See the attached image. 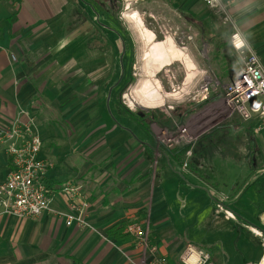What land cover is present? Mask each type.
Listing matches in <instances>:
<instances>
[{
    "label": "crops",
    "instance_id": "crops-1",
    "mask_svg": "<svg viewBox=\"0 0 264 264\" xmlns=\"http://www.w3.org/2000/svg\"><path fill=\"white\" fill-rule=\"evenodd\" d=\"M174 4L199 30L204 43L228 30L214 27L200 0H174ZM90 7L91 0H0V128L21 111L35 120L42 140L39 157L51 165L45 182L54 192L53 212L37 218L9 217L0 208V264H147L149 257L130 236L122 239L109 233L115 229L124 235L131 222L148 230L150 246L170 264H179L187 244L203 249L214 264H257L263 248L252 229L264 236V168L254 171L246 165L247 171L236 177L235 166L210 160L214 156L200 160L196 145L189 143L179 151L185 158L179 171L161 156L166 162L158 179L156 169L150 174L147 160L157 156V150L143 140L142 128L129 127L135 130L129 133L109 116L89 132L77 128L74 111L82 107L79 94L89 96L91 83L88 75L74 67L72 43L109 34L100 16L89 13ZM229 16L232 32L246 34L247 46L264 67V0H230ZM182 51L189 60L187 54L193 56L190 47ZM219 70L217 87L225 86L238 72L226 64ZM196 78L184 79V92L197 87ZM103 88L88 110L102 103ZM254 124L243 129L258 136L264 147V129L256 131ZM192 130L200 140L212 132H198L197 123ZM11 169L6 148L0 144V184ZM65 183L80 187L77 199L87 205L91 229L67 227L54 213L68 208L59 194ZM216 203L234 219L217 213Z\"/></svg>",
    "mask_w": 264,
    "mask_h": 264
},
{
    "label": "rangeland",
    "instance_id": "rangeland-1",
    "mask_svg": "<svg viewBox=\"0 0 264 264\" xmlns=\"http://www.w3.org/2000/svg\"><path fill=\"white\" fill-rule=\"evenodd\" d=\"M117 1L119 2V7L114 19L106 16L98 8L96 5L99 4L97 0H91V3L104 24L116 28L123 36H131V39L127 37L129 46L124 59V78L127 75L129 78H133V81L125 85L121 93V96L126 95L133 100L130 101L131 108H129L131 110L122 105V97L117 99L114 98L113 94L108 108H105L103 104L109 85L113 84L119 76V70H113L107 85L103 88V93L101 92L102 103L99 106L88 110L87 108L94 102L93 97L90 95L86 96V94L80 96L79 94L82 107L76 108V111H74V115H76L74 123L77 125V128L83 129L85 127L86 132H89L92 130L91 128L98 126L100 119L104 120L109 116L119 122L118 126L120 129L123 128V130L132 133L135 130L129 127L140 129V126L137 125L136 120L131 117L129 112L142 114L144 121L142 123H146L149 129V131H144L143 140L149 146L155 148L157 151L154 153L158 154L157 156L154 154L155 159L153 158L152 160H149L147 157L149 161L148 165L149 167L151 166L149 172L152 175L154 169H156L158 171L156 174L158 179L162 177L163 173L161 171L163 167L161 166L165 165L166 162L161 156L164 154L167 161L173 164V168L179 171L180 166L185 161L184 155L182 156L179 151L185 145L190 144L196 145V158L200 156V160H204L208 156H214L210 160H217L227 166H235L236 169L233 171L236 177L247 171L246 165L252 167L254 171L264 168V147L258 141V136L249 135L243 129L245 126L248 127L249 124H243L238 116L226 106L223 98L224 86L222 87L221 84L219 87L214 86V83L219 80V68H222L224 64L230 67L234 66L238 69V72L243 65L241 55L236 53L230 44L232 33L230 25L223 24L221 19L205 6L212 17L214 27L217 30L219 27H226L228 30L218 32L215 36H212L213 39H210V42L204 43L199 40V38L201 39L199 37V30L190 25L178 13L174 0H169L168 2L166 0ZM88 11L95 17L91 7ZM85 12L87 11L85 10ZM134 13L140 16L141 23L144 25H142L143 28L154 33L156 42H162L166 38H171L176 47L181 50L185 47H190L191 50H194V58L190 54H187L192 61L193 69L189 70L183 62H175L170 66L162 68L154 76L155 78H150L151 82L157 81L160 86V94L164 96L165 104L161 107L147 108L138 103V96L135 94L138 91L137 87L139 84L149 80L146 63L150 60L148 58L150 49L147 46L150 43L146 44L141 38V30L136 28L135 24L127 18ZM90 33H93V29ZM106 36H109V34H106ZM124 38L126 39V37ZM180 43H183L184 46ZM194 43H197L196 49ZM246 43L250 46L247 41ZM151 46L150 44V48ZM193 77H197L196 79L199 81L197 87L190 88L184 92L182 88L184 79L190 80ZM221 82L224 83L225 80ZM198 86H201V88ZM195 123H197L198 132L203 130H210L212 132L200 140L199 135L195 136L192 130ZM107 129H109V126H107ZM135 140L137 143L141 142L139 141L140 139L136 138ZM108 143L115 144L113 142ZM120 144H124V142ZM200 150H202L203 154L199 153ZM166 168L165 166L164 169ZM229 171L231 172V170ZM253 174L255 175L254 172ZM244 176L245 174H243L242 178ZM255 176L260 177L262 174Z\"/></svg>",
    "mask_w": 264,
    "mask_h": 264
},
{
    "label": "built area",
    "instance_id": "built-area-1",
    "mask_svg": "<svg viewBox=\"0 0 264 264\" xmlns=\"http://www.w3.org/2000/svg\"><path fill=\"white\" fill-rule=\"evenodd\" d=\"M223 24H232L229 16L230 0H201ZM237 32V31H235ZM231 47L241 55L243 65L224 86L223 98L226 106L236 114L243 124L255 123L256 131L264 129V67L257 55L238 37L231 39ZM182 46L183 43H181ZM130 107V101L124 102ZM258 105V107H257ZM131 108V107H130ZM26 117L25 121L21 117ZM0 144L8 154L11 172L0 184V208L4 215L17 219L37 218L51 209L54 192L45 182L50 164L39 155L42 148L40 131L35 120L25 111L12 119L8 126L0 128ZM80 187L65 183L59 194L66 198L67 210L54 212L63 218L65 226L89 228L86 221L87 205L79 202ZM215 210L226 219L234 216L223 205L216 203ZM254 236L262 241L263 252L257 264H264V236L252 229ZM135 245L149 257L147 264H170L168 259L157 254V248L150 246L148 230L140 223L131 222L125 228ZM179 264H214L203 249L187 244L179 256Z\"/></svg>",
    "mask_w": 264,
    "mask_h": 264
},
{
    "label": "flooded vegetation",
    "instance_id": "flooded-vegetation-1",
    "mask_svg": "<svg viewBox=\"0 0 264 264\" xmlns=\"http://www.w3.org/2000/svg\"><path fill=\"white\" fill-rule=\"evenodd\" d=\"M97 1L99 3L96 4L98 8L102 10L106 16H109L111 19H114L115 13L117 12L119 7V2L117 0ZM91 9H93V13L98 19V12H96L93 7H91ZM102 26L105 27V29L109 32L111 36H85L84 40L80 41L81 44L77 41H74L72 43L74 45L72 47L73 54H75V57L73 59L74 67L77 71H81L83 74H85V70L88 71L86 75L89 76V82L91 83V97H94V95L98 92L99 88H103L107 85L112 71L118 69L119 76L117 80L113 84L109 85L107 89L105 106L107 107V100L109 98L108 102L110 101L112 94L114 95V98L117 99L122 97L121 103L122 105H124V102L126 101H133L126 95L121 96L125 85L133 81V78H129V76L127 75L124 78V59L129 46V41L127 37L131 39V36H123L121 32L118 31L116 28L108 27L106 25ZM124 37H126V39ZM81 59H83L84 62H81ZM82 66L84 67L83 70ZM135 115H137L140 119H135L137 125H139L140 128H142L144 131H146L142 127V122H144L142 119V114Z\"/></svg>",
    "mask_w": 264,
    "mask_h": 264
},
{
    "label": "bare ground",
    "instance_id": "bare-ground-1",
    "mask_svg": "<svg viewBox=\"0 0 264 264\" xmlns=\"http://www.w3.org/2000/svg\"><path fill=\"white\" fill-rule=\"evenodd\" d=\"M127 18L135 24L136 28L141 30V37L144 41L152 45L148 55L150 60L146 63L149 80L140 83L137 87L138 91H136L135 94L138 96V103L147 108L161 107L165 104L164 96L160 94V86L157 81L153 80L154 82H151L150 78H155L154 76L161 71L162 68L170 66L175 62L185 63V66L189 70L193 69V65L185 53L175 46L171 38H166L167 40L165 39V41L155 43L154 33L143 28L137 13Z\"/></svg>",
    "mask_w": 264,
    "mask_h": 264
},
{
    "label": "trees",
    "instance_id": "trees-1",
    "mask_svg": "<svg viewBox=\"0 0 264 264\" xmlns=\"http://www.w3.org/2000/svg\"><path fill=\"white\" fill-rule=\"evenodd\" d=\"M129 113H130V115L133 117V119L140 120L139 117H138L137 115H135V114H133V113H131V112H129ZM140 123H141V122H140ZM142 127H143L146 131H148V127H147V125H146L145 123H142ZM185 149H186V148H182V149H180V152H183ZM109 233H110V235L113 236V237H117V236L120 235V236H121L120 238H122V239H123V238H124V239H125V238H128L127 235H125V234L122 235V234H123V231H122V230L119 231V230H115V229H114V230H111Z\"/></svg>",
    "mask_w": 264,
    "mask_h": 264
},
{
    "label": "clouds",
    "instance_id": "clouds-1",
    "mask_svg": "<svg viewBox=\"0 0 264 264\" xmlns=\"http://www.w3.org/2000/svg\"><path fill=\"white\" fill-rule=\"evenodd\" d=\"M236 37H238L241 40H246V34L243 32L238 33V32L233 31L231 33V39H234ZM257 107H258V105H257Z\"/></svg>",
    "mask_w": 264,
    "mask_h": 264
},
{
    "label": "water",
    "instance_id": "water-1",
    "mask_svg": "<svg viewBox=\"0 0 264 264\" xmlns=\"http://www.w3.org/2000/svg\"><path fill=\"white\" fill-rule=\"evenodd\" d=\"M108 100H109V98H108ZM108 100H107V108H108Z\"/></svg>",
    "mask_w": 264,
    "mask_h": 264
}]
</instances>
